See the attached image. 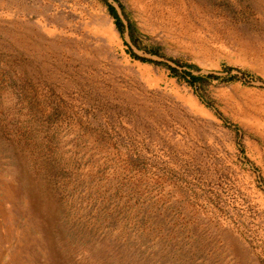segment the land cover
Segmentation results:
<instances>
[{
	"label": "rangeland",
	"instance_id": "obj_1",
	"mask_svg": "<svg viewBox=\"0 0 264 264\" xmlns=\"http://www.w3.org/2000/svg\"><path fill=\"white\" fill-rule=\"evenodd\" d=\"M0 264H264V0H0Z\"/></svg>",
	"mask_w": 264,
	"mask_h": 264
},
{
	"label": "trees",
	"instance_id": "obj_2",
	"mask_svg": "<svg viewBox=\"0 0 264 264\" xmlns=\"http://www.w3.org/2000/svg\"><path fill=\"white\" fill-rule=\"evenodd\" d=\"M110 10H111V13L113 14V16L116 18V21H117V24L119 27H121V20L119 18V15L117 13V10L114 8V6H110ZM143 60H146L145 58H143ZM171 67V66H170ZM172 69H174L173 67H171ZM199 76L198 75H195V74H192V73H189V77H187L188 81L193 83L197 80Z\"/></svg>",
	"mask_w": 264,
	"mask_h": 264
}]
</instances>
